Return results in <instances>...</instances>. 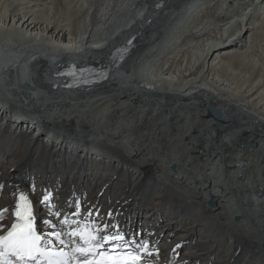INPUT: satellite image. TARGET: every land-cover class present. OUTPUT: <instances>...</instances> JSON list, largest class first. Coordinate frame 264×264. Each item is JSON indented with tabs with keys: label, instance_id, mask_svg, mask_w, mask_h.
Returning a JSON list of instances; mask_svg holds the SVG:
<instances>
[{
	"label": "bare ground",
	"instance_id": "bare-ground-1",
	"mask_svg": "<svg viewBox=\"0 0 264 264\" xmlns=\"http://www.w3.org/2000/svg\"><path fill=\"white\" fill-rule=\"evenodd\" d=\"M86 64L107 78L54 75ZM0 186L5 228L24 192L53 231L48 191L154 244L149 264H264V0H0Z\"/></svg>",
	"mask_w": 264,
	"mask_h": 264
},
{
	"label": "snow or ice",
	"instance_id": "snow-or-ice-1",
	"mask_svg": "<svg viewBox=\"0 0 264 264\" xmlns=\"http://www.w3.org/2000/svg\"><path fill=\"white\" fill-rule=\"evenodd\" d=\"M15 199L14 222L7 228L0 225L4 228V234H0V264H147L150 258L159 255L154 244L150 246L148 240L136 239L139 236L136 233L129 238L118 223H103L101 227L97 223L100 210L91 208L82 213L79 199L72 205L75 210L66 214L55 210L58 205L51 203V192L43 193L40 203L48 211L43 223L53 229L51 232L37 231L34 207L27 194L21 192ZM8 211L0 209V219ZM106 215L112 218L114 211L110 209Z\"/></svg>",
	"mask_w": 264,
	"mask_h": 264
},
{
	"label": "water",
	"instance_id": "water-1",
	"mask_svg": "<svg viewBox=\"0 0 264 264\" xmlns=\"http://www.w3.org/2000/svg\"><path fill=\"white\" fill-rule=\"evenodd\" d=\"M133 36H134V34H133ZM132 46V44L131 45H129V47H131ZM122 53H121V51H118V52H115L114 53V55H113V59H115L116 58V62L114 63V64H119L120 62V59H117V56H119V55H121ZM122 56V55H121ZM208 110H209V112L214 116V117H218L220 114H221V111L220 110H218L216 107H214V106H210L209 108H208ZM211 135L212 136H215L216 135V133L214 132V131H211Z\"/></svg>",
	"mask_w": 264,
	"mask_h": 264
},
{
	"label": "rangeland",
	"instance_id": "rangeland-1",
	"mask_svg": "<svg viewBox=\"0 0 264 264\" xmlns=\"http://www.w3.org/2000/svg\"><path fill=\"white\" fill-rule=\"evenodd\" d=\"M168 6H169V5H168ZM167 8H168V7H167ZM167 8H166V10H167ZM123 41H124V40H123ZM134 41H135V40H134ZM134 41H133V42H134ZM111 51H112V50H107V52H110V53H107V52H106V53H107V54H106L107 57H110V56H111ZM100 54H102V53H100ZM98 55H99V54H98ZM63 65H64V62L62 63V66H63ZM45 70H46L47 73H49V71L47 70L46 67H45ZM228 111H229V113H231V114H233V112H234V111H232V109H231L230 107H228ZM245 206H246V205H245ZM247 207H249V204H248V203H247Z\"/></svg>",
	"mask_w": 264,
	"mask_h": 264
}]
</instances>
